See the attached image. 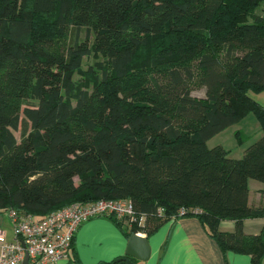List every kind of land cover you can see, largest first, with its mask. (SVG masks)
<instances>
[{"label":"trees","instance_id":"obj_1","mask_svg":"<svg viewBox=\"0 0 264 264\" xmlns=\"http://www.w3.org/2000/svg\"><path fill=\"white\" fill-rule=\"evenodd\" d=\"M257 8L264 0H0V211L129 198L127 237L141 215L149 234L195 217L223 252L261 264L264 224L243 230L264 218L247 186L264 181V104L249 94L264 90ZM82 28L86 40L70 41ZM93 53L87 88L73 74ZM248 114L261 136L240 158L207 147ZM222 220L234 229L219 230Z\"/></svg>","mask_w":264,"mask_h":264},{"label":"crops","instance_id":"obj_2","mask_svg":"<svg viewBox=\"0 0 264 264\" xmlns=\"http://www.w3.org/2000/svg\"><path fill=\"white\" fill-rule=\"evenodd\" d=\"M257 94L263 95L264 90ZM251 180L254 179L247 181L248 204L253 207L264 206V186L255 184L256 182L251 185ZM249 183L252 187H249ZM4 212L7 213V210ZM2 218L0 216V227L6 232L5 237L13 240L11 221L8 223ZM148 222L146 216L137 217L138 229L134 233L148 240L150 256L144 261L132 259V264H251L248 255L234 251L223 252L217 241L208 235L195 217L164 221L150 234L144 228L151 226L150 223L146 225ZM122 223L123 226L120 227L107 217H95L85 221L73 238L69 258L59 259L52 264H107L124 256L128 239L125 232L134 225V221L131 218H122ZM263 224L264 218H246L243 220V230L248 234H256ZM218 228L221 231H232L234 221L222 220ZM261 264H264V259Z\"/></svg>","mask_w":264,"mask_h":264},{"label":"built area","instance_id":"obj_3","mask_svg":"<svg viewBox=\"0 0 264 264\" xmlns=\"http://www.w3.org/2000/svg\"><path fill=\"white\" fill-rule=\"evenodd\" d=\"M157 212L161 214L163 208ZM184 212L180 209L179 216ZM135 214L129 198L75 201L42 216L9 209L7 215L14 238L7 240L0 227V264H52L59 259H68L73 238L82 223L108 215L135 221Z\"/></svg>","mask_w":264,"mask_h":264},{"label":"rangeland","instance_id":"obj_4","mask_svg":"<svg viewBox=\"0 0 264 264\" xmlns=\"http://www.w3.org/2000/svg\"><path fill=\"white\" fill-rule=\"evenodd\" d=\"M256 13H258L260 15H264V12L261 10V8H257ZM93 37H94V33L92 31H90L89 32V38H88L89 44H91ZM69 40L70 41H73V40L85 41L86 40L85 28H82V31L79 33L78 36L70 35ZM97 60H101V57L95 53L91 54L88 57H84L82 60L81 69L73 74V81L76 84H80L83 87L89 88L92 85V82H91V79L86 74V70L90 66H94V64ZM192 94L196 97L203 96V90L195 89L192 92ZM249 94L254 99L259 100V102L261 101L262 104L264 103L263 102L264 101L263 100L264 94L259 95L257 93H254L253 91H250ZM31 102H33L32 99H27L23 103V105H26V104L31 103ZM237 130L241 131L242 135L237 134V135H239V136H237L236 135V132H238ZM13 133H14L15 137L19 140V138H20L19 131L18 130L13 131ZM260 136H261L260 126H259L256 118L254 117V115L249 114L246 117L242 118L237 123L229 126L228 128H226L222 132H220V133L214 135L213 137H211L210 139H208L206 141V145H207V147H213L217 144L222 145L225 149H227L229 151L230 157L240 158L243 155L245 148L248 147L253 142H255L257 139H259ZM253 182H256L255 184H261V186H264V182H258L255 180H251L250 181L251 185L253 184ZM250 183H249V187H252V186H250ZM0 216H3L2 219L5 222L9 223V219L7 218V216H8L7 213H5L4 211H1ZM5 235H6V232H5Z\"/></svg>","mask_w":264,"mask_h":264},{"label":"water","instance_id":"obj_5","mask_svg":"<svg viewBox=\"0 0 264 264\" xmlns=\"http://www.w3.org/2000/svg\"><path fill=\"white\" fill-rule=\"evenodd\" d=\"M150 256V245L145 237L132 232L127 239L124 256L112 260L109 264H132V259L147 260ZM26 262V258L24 263Z\"/></svg>","mask_w":264,"mask_h":264}]
</instances>
